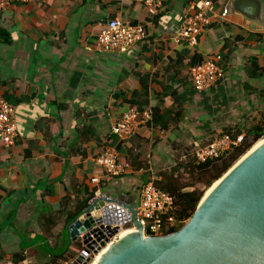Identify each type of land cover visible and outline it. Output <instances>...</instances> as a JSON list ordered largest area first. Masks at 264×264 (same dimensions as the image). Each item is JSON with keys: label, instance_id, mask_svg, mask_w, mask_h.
<instances>
[{"label": "crops", "instance_id": "1", "mask_svg": "<svg viewBox=\"0 0 264 264\" xmlns=\"http://www.w3.org/2000/svg\"><path fill=\"white\" fill-rule=\"evenodd\" d=\"M196 1L167 0L155 15L142 0H32L0 11V98L15 105L18 128L14 145L0 144V264L44 262V244L55 242L91 192L138 202L143 183L179 174L183 152L264 127V27L223 16L229 0H212L198 44L178 42ZM112 18L142 24L147 37L126 54L102 51L97 36ZM207 58L224 75L196 91L189 68ZM144 87L152 120L139 115L134 136L122 140L112 125ZM155 113L164 128L154 125ZM106 145L119 146L131 164L125 176L97 167ZM187 166H196L193 158ZM16 254L24 260L16 263Z\"/></svg>", "mask_w": 264, "mask_h": 264}, {"label": "water", "instance_id": "2", "mask_svg": "<svg viewBox=\"0 0 264 264\" xmlns=\"http://www.w3.org/2000/svg\"><path fill=\"white\" fill-rule=\"evenodd\" d=\"M226 9L264 27V0H229ZM245 155L172 233L144 236L132 195L99 192L66 226L68 246L80 235L86 245L73 264L90 263V251L98 254L106 247L109 239L99 226L110 224V213L117 208L136 231L113 241L95 264H264V141ZM91 234L98 241L105 238L100 247L90 243Z\"/></svg>", "mask_w": 264, "mask_h": 264}, {"label": "built area", "instance_id": "3", "mask_svg": "<svg viewBox=\"0 0 264 264\" xmlns=\"http://www.w3.org/2000/svg\"><path fill=\"white\" fill-rule=\"evenodd\" d=\"M32 0H0V11L6 10L12 3H26ZM150 14H157L167 0H142ZM213 11L212 0H197L195 2V12L187 17L182 26L176 31L175 38L178 42H185L189 46H196L199 37L210 23L209 12ZM228 13L224 9L222 15ZM147 37L146 29L142 24H131L119 18L109 19L101 28L97 36L99 48L106 53L126 54L135 44L140 43ZM193 87L196 91L209 90L223 77V69L219 62L214 58H207L202 62L193 64L189 68ZM15 105L4 98H0V144L10 147L14 145L18 128L15 121ZM143 115L146 121L152 120V112L149 109L139 110L137 106L130 105L124 110L121 117L112 125V133L122 140L130 139L137 130L136 119ZM264 136V133H263ZM241 142V135L234 133H223L212 139L207 144L197 145L192 149L183 152L180 156L182 163L179 166V173L189 176L188 162L193 158L194 164L199 165L211 160H215L227 155L235 146ZM95 163L102 175L109 177H122L131 170V164L120 157L116 147L106 145L102 148L99 155L95 158ZM99 182V178L93 179ZM137 217L142 223L144 236L163 235L169 225H177L181 221L173 215L176 210L174 197L164 189L156 185L154 180L143 183L139 190V200L137 205ZM110 224L104 222L99 226L105 237L109 239L106 244L110 246L117 239L118 233L133 225L126 220V213L122 208L113 209L110 213ZM110 229H107V226ZM135 228V226L133 225ZM118 229V232L110 235L111 231ZM79 240L82 243L81 250L71 261L73 264L80 253L86 248L83 235ZM105 238L98 239L91 234L92 242H97L100 247ZM97 249V248H95ZM97 254L90 251V258L93 260Z\"/></svg>", "mask_w": 264, "mask_h": 264}, {"label": "trees", "instance_id": "4", "mask_svg": "<svg viewBox=\"0 0 264 264\" xmlns=\"http://www.w3.org/2000/svg\"><path fill=\"white\" fill-rule=\"evenodd\" d=\"M203 60H193V64L202 62ZM147 96V89L145 87L141 92L134 93V99H130V104L138 107L139 110H145V106L148 101L145 99ZM155 112V111H154ZM156 113L154 114V125L164 128V125L159 124V119ZM264 133V127H254L250 129L246 134L241 135V142L235 146L227 155L211 160L190 169L189 176L191 175L195 181L191 184L180 183L179 177L182 175L179 173L177 176L171 171L162 175V180L156 182V185L165 191L169 192L175 199L176 210L173 212L175 218L181 223L177 225H169V228L165 231V234L172 233L180 229L193 215L201 199L204 197V190L201 185L208 187V189L220 179L247 151L257 142ZM119 149V146L116 147ZM186 176V177H189ZM200 183L201 185H197ZM188 186H193L192 190H185ZM208 191V190H207ZM95 192H91L88 197L80 204L79 211L68 215L67 222H70L82 209H84L91 199L96 195ZM54 243L44 244L41 249V254L47 257V259L40 264H72L70 258L75 255H70L71 246L69 244V238L67 230L64 229L61 234L54 236ZM1 249V246H0ZM73 258V259H74ZM2 256L0 255V260ZM24 260V256L21 254L14 255V261L19 263Z\"/></svg>", "mask_w": 264, "mask_h": 264}, {"label": "rangeland", "instance_id": "5", "mask_svg": "<svg viewBox=\"0 0 264 264\" xmlns=\"http://www.w3.org/2000/svg\"><path fill=\"white\" fill-rule=\"evenodd\" d=\"M262 139H264V136H262L257 142H255L254 145H253V146L247 151V153H248L253 147H255V146L258 144V142L261 141ZM179 181H180V183H183V184L188 185V184L193 183V182L195 181V179H193L191 175H190L188 178H186V176L182 175V177H179ZM200 187L203 188V190H204V194H205V193L207 192V190H208V187H204V185H201ZM128 228H134V227H133V225H128V227H127V226L124 227L123 230H127ZM123 230H122V231H123ZM120 232H121V231H120ZM81 248H82V243H81V241L78 239L76 242L72 243L69 254H70V255L74 254V255L76 256L77 253L81 250ZM104 248H106V247H104ZM104 248H103V249H104ZM103 249H102V250H103ZM100 251H101V250H100ZM100 251H99V253L96 255V257L99 256ZM96 257H95L93 260H91V262L88 263V264L93 263V261L96 259ZM73 258H74V257L70 258V262L73 260Z\"/></svg>", "mask_w": 264, "mask_h": 264}, {"label": "bare ground", "instance_id": "6", "mask_svg": "<svg viewBox=\"0 0 264 264\" xmlns=\"http://www.w3.org/2000/svg\"><path fill=\"white\" fill-rule=\"evenodd\" d=\"M263 141H264V139H262L261 141H259L258 144H257L255 147H253L249 152H251V151H253L254 149H256V148L258 147V145L261 144ZM249 152H248V153H249ZM248 153H247V154H248ZM247 154H246V155H247ZM246 155H245V156H246ZM245 156H244V157H245ZM219 181H220V180H219ZM219 181H216V182L212 185V187H210V188L208 189V191L205 193L204 198H205L206 196L209 195L210 190H213V189L216 187V185L219 183ZM122 230H123V229H122ZM122 230H121V231H122ZM133 231H136V228H128L127 230H124V231H122V232H119L118 235H117V239H118L122 234L129 233V232H133ZM117 239H116V240H117ZM110 247H111V246H107L106 248H104L103 250H101L99 256H103V255L105 254V250L108 249V248H110ZM99 256H97L96 259H95V260L93 261V263H91V264H95V263L98 261V257H99Z\"/></svg>", "mask_w": 264, "mask_h": 264}]
</instances>
